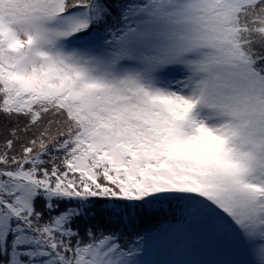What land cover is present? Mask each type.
<instances>
[{"label":"snow or ice","instance_id":"1","mask_svg":"<svg viewBox=\"0 0 264 264\" xmlns=\"http://www.w3.org/2000/svg\"><path fill=\"white\" fill-rule=\"evenodd\" d=\"M0 264H264V0H0Z\"/></svg>","mask_w":264,"mask_h":264}]
</instances>
